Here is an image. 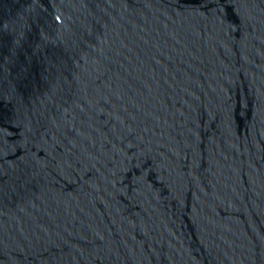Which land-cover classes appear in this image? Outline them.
I'll return each instance as SVG.
<instances>
[{
  "label": "water",
  "instance_id": "1",
  "mask_svg": "<svg viewBox=\"0 0 264 264\" xmlns=\"http://www.w3.org/2000/svg\"><path fill=\"white\" fill-rule=\"evenodd\" d=\"M0 264H264V0H0Z\"/></svg>",
  "mask_w": 264,
  "mask_h": 264
}]
</instances>
